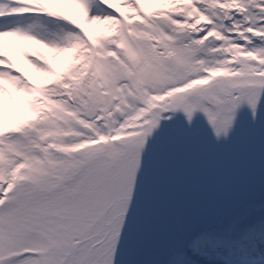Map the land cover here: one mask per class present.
I'll return each instance as SVG.
<instances>
[{
	"label": "snow or ice",
	"instance_id": "snow-or-ice-1",
	"mask_svg": "<svg viewBox=\"0 0 264 264\" xmlns=\"http://www.w3.org/2000/svg\"><path fill=\"white\" fill-rule=\"evenodd\" d=\"M0 264H264V0H0Z\"/></svg>",
	"mask_w": 264,
	"mask_h": 264
}]
</instances>
